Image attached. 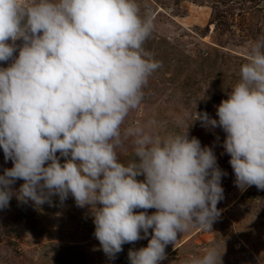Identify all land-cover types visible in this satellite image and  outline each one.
<instances>
[{"label":"clouds","instance_id":"obj_1","mask_svg":"<svg viewBox=\"0 0 264 264\" xmlns=\"http://www.w3.org/2000/svg\"><path fill=\"white\" fill-rule=\"evenodd\" d=\"M152 31L137 0H0V61L23 40L18 58L0 68V148L13 162L0 175V209L14 195L42 205L71 194L78 207L90 206L94 236L111 258L152 229L147 247L129 251L130 264H159L178 233L211 231L226 175L212 148L189 139L188 129L161 136L154 120L122 128L161 66L143 47ZM216 114L196 112L195 120L227 134L236 186L264 190V36L249 44ZM126 141L137 158L127 165L117 154ZM218 262L213 246L183 264Z\"/></svg>","mask_w":264,"mask_h":264},{"label":"rangeland","instance_id":"obj_2","mask_svg":"<svg viewBox=\"0 0 264 264\" xmlns=\"http://www.w3.org/2000/svg\"><path fill=\"white\" fill-rule=\"evenodd\" d=\"M137 3L141 14H150L153 21L152 34L143 47L161 66L149 77L141 105L129 113L122 128L154 120V131L161 136L188 129L189 139L196 137L201 147L212 148L217 166L226 173L221 177L224 198L217 204L221 214L211 231L196 227L178 233L159 264H183L190 255H203L213 246L221 254V264H264V190L255 185L245 190L236 186L231 157L223 147L227 134L219 126L206 128L195 120L196 112L219 119L217 107L239 81L249 44L264 36V0ZM14 43L13 57L0 61V68L18 58L23 40ZM179 119L183 122L178 123ZM117 154L125 165L137 159L131 141L117 148ZM60 162L65 158L60 157ZM12 167L0 148V175ZM137 179L143 181L144 177ZM23 183L17 180L13 190L18 192ZM155 211L148 209L147 214ZM94 232L90 206L78 207L71 194L63 202L54 195L51 203L42 205L20 201L14 195L9 207L0 209V264H130L129 251L147 247L152 236V229L147 237L141 231L144 238L125 243L111 258Z\"/></svg>","mask_w":264,"mask_h":264}]
</instances>
